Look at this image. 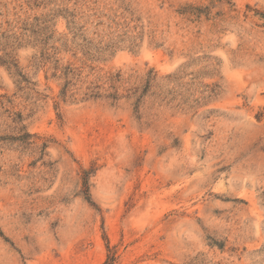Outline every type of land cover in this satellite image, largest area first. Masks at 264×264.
Instances as JSON below:
<instances>
[{"label":"rangeland","instance_id":"rangeland-1","mask_svg":"<svg viewBox=\"0 0 264 264\" xmlns=\"http://www.w3.org/2000/svg\"><path fill=\"white\" fill-rule=\"evenodd\" d=\"M264 264V0H0V264Z\"/></svg>","mask_w":264,"mask_h":264},{"label":"trees","instance_id":"trees-1","mask_svg":"<svg viewBox=\"0 0 264 264\" xmlns=\"http://www.w3.org/2000/svg\"><path fill=\"white\" fill-rule=\"evenodd\" d=\"M104 264H113V258H110V260L109 261L107 260Z\"/></svg>","mask_w":264,"mask_h":264}]
</instances>
